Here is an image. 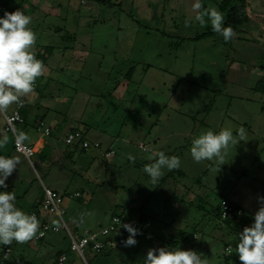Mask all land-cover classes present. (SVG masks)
Masks as SVG:
<instances>
[{"label":"rangeland","instance_id":"1","mask_svg":"<svg viewBox=\"0 0 264 264\" xmlns=\"http://www.w3.org/2000/svg\"><path fill=\"white\" fill-rule=\"evenodd\" d=\"M248 1L250 14L257 6L262 16L263 0ZM194 2L0 0V18L17 9L31 17L34 53L48 45L57 49L51 61L63 85L42 91L39 108L47 110V123L56 127L59 112L64 132L79 130L100 143L84 150L61 140L62 127L54 129L53 139L37 138L41 133L33 126L19 125L35 150L32 165L12 149L0 112V136L9 137L0 155L21 161L0 191L13 192L16 207L29 214L45 186L56 190L76 238L109 226L114 215L142 233L135 246L124 247L129 233L118 224L110 234L112 247L103 253L87 247L84 258L71 248L66 230L49 232L39 241L13 242L7 258L0 245V264H54L58 251L67 253L65 264H144L147 251L161 247L195 250L209 264H241L236 244L243 230H232L216 209L231 200L251 226L257 197L264 196V30L240 27L228 42L220 34L204 35L210 24L202 28L192 20L185 27L195 16ZM201 2L225 17L222 0ZM43 78H37L40 86ZM123 87L124 95L116 97ZM241 126L245 140L229 147L223 165L192 159L190 147L200 134L229 128L236 136ZM108 149L114 153L105 157ZM157 151L179 157L181 165L163 169L153 185L144 166Z\"/></svg>","mask_w":264,"mask_h":264},{"label":"clouds","instance_id":"2","mask_svg":"<svg viewBox=\"0 0 264 264\" xmlns=\"http://www.w3.org/2000/svg\"><path fill=\"white\" fill-rule=\"evenodd\" d=\"M192 8L195 16L185 20V27L194 20L202 28L210 24L212 31L222 35L225 42L235 37L233 28L225 26V17L219 10L204 7L201 0H195ZM30 24L31 17L19 9L14 12L5 11L0 18V112L6 111L13 104H22V98L34 92L37 78L44 74L45 66L33 51L37 37L29 27ZM15 135L17 143L28 138L23 132H16ZM245 137L246 130L243 126L236 130V136L229 128L219 132L208 130L193 139L191 157L197 163L217 161L221 166L229 147L238 145ZM8 143V135L0 136V149ZM143 150L150 151L149 148ZM128 159L135 163L134 156L129 155ZM150 160L152 162L144 166V172L153 185H158L164 175L163 169L172 171L179 169L181 165L179 157L168 156L163 151L152 152ZM20 162L18 157L0 155V187L7 188L6 180ZM15 199L13 192L0 191V245L10 246L13 242L25 244L39 232L40 222L37 217L17 208ZM257 202L259 208L255 212L254 223L243 229L236 244L241 264H264V196H258ZM52 223L54 227H59V221L54 220ZM118 223L119 228L122 227L129 233L127 239L122 241L123 246H135V237L142 234L140 230L131 223ZM116 234L119 235V231ZM39 235L42 236L43 233L39 232ZM144 264H209V260L195 250L161 247L150 248Z\"/></svg>","mask_w":264,"mask_h":264},{"label":"built area","instance_id":"3","mask_svg":"<svg viewBox=\"0 0 264 264\" xmlns=\"http://www.w3.org/2000/svg\"><path fill=\"white\" fill-rule=\"evenodd\" d=\"M39 86L38 80L35 82V89ZM22 104H17L12 112H3L4 115V130L13 136V142L15 149L18 153L23 154L33 165L32 156L35 154L34 147L27 141L23 140L17 143V138L15 133L18 132V126L25 123V117L22 113V108L25 106V101L22 99ZM39 129H43L46 134L50 133V127L45 125L44 121H40L38 124ZM65 142L69 145L77 144L81 146L84 150H89L91 148H99L100 143L98 141L91 142L87 140L83 133L79 130H72L65 136ZM114 153L113 150L108 149L105 151V157H110ZM45 197L41 202L37 203V207L32 209L29 215H35L40 222L39 232L43 235H39V232L35 238L31 241H39L49 232H59L61 230H66L71 237V248L76 250L82 257L85 258V249L87 247L91 248L96 253H102L106 249L111 248L113 245V239L110 237L111 232H113L117 226L120 217L114 215L109 226L102 227L99 230L86 229L83 235L78 238L75 237L72 229L65 220L66 209L62 205V196L54 189L45 186ZM76 196L80 195L79 192L75 193ZM222 218L223 219H236L243 215V208L232 204L229 200L222 201ZM241 213V214H238ZM59 219V227L53 226V221ZM232 246L228 245L226 247L227 252ZM12 249L10 246L3 245L4 257L7 258ZM67 253L62 252L58 255L55 264H65L67 261Z\"/></svg>","mask_w":264,"mask_h":264},{"label":"crops","instance_id":"4","mask_svg":"<svg viewBox=\"0 0 264 264\" xmlns=\"http://www.w3.org/2000/svg\"><path fill=\"white\" fill-rule=\"evenodd\" d=\"M13 3H15V0H13ZM255 3H256V0H255ZM263 5H264V0H263ZM256 7L253 6V10L251 9L250 19H249L247 25L244 24L245 26H243V25L240 26V27H245L244 30H254V28H256V25H258L260 32H261V30H264V22H262L264 19V7L261 6V11L263 14L260 17L257 16ZM240 27H239V29H240ZM260 32H255V33L258 35ZM55 50H57V49H55L53 46V50H52L50 56L48 57L47 62L44 64V66H45L44 74L39 77V78L44 77L43 78L44 79V85L42 83V86H40V83H39L38 88L35 89L32 94H30L28 97L22 98L25 101V106L23 108V114L25 117V123L24 124H28L31 127L33 126L37 130L38 133H41V134H37V138H40L43 136H52V137L54 136L57 138V136L53 135L54 129H57V131L60 132V129L62 127L63 133H62V138L61 137L60 138H61V140H63L65 142V136L67 135V133L69 131L64 132V130L66 128V127H64V123H61V125H60L61 120L64 119V117L61 115V113L58 112L56 114V116L53 118L54 122H57V126L55 127V125H52L51 123H47V121H46V118L48 116L47 110L43 112L39 108L41 100L44 99L43 98L44 95H43L42 91H44L45 89H48L49 87L51 88L52 84L57 85V83H59L58 77L57 78L55 77L57 75H54L57 72V68H56V66L53 65V61H51L52 57L54 56ZM55 65H57V64H55ZM40 82H42V79ZM60 85H63V84H60ZM123 89H125V88L124 87L122 88L123 92H120L119 94L116 93L117 95H115V96L116 97L123 96L124 95ZM58 91H56V92H58ZM16 105L17 104H14L12 109L10 111L6 110V112H9V113L12 112L15 109ZM2 114H3V112H2ZM41 120L45 122V125H47L51 128L49 134H46L43 129L38 128V124ZM3 122H5L4 121V115H3ZM58 126H60V127H58ZM41 135H43V136H41ZM54 137H53V139H55ZM67 145H69V144H67ZM58 152L60 154H64L63 149L58 150Z\"/></svg>","mask_w":264,"mask_h":264},{"label":"trees","instance_id":"5","mask_svg":"<svg viewBox=\"0 0 264 264\" xmlns=\"http://www.w3.org/2000/svg\"><path fill=\"white\" fill-rule=\"evenodd\" d=\"M11 1L12 0H10V2ZM221 7L226 13L225 14V26H229L230 25L233 28L234 32L236 30H238V28L241 25H244L245 23H247L248 20L250 19V8H249V1L248 0H222ZM215 34H219V33H215L212 30H209L206 33H204V35H215ZM52 50H53V46H51V45L43 46L41 48V50H39L38 52L35 53L36 58L41 60L43 62V64H45L47 62V59L50 56ZM23 108L21 110L22 113H23ZM12 149L15 152H17L16 149H15V146H14V142H13V145H12ZM39 196L40 197H37V200H38L37 203L41 202L44 199V197H45V190L44 189H42L40 191V195ZM223 200H228V199H223ZM222 201H221V203H222ZM229 201L232 204L241 207L240 205L234 203L233 201H231V200H229ZM37 203L33 204L32 209L37 207L36 206ZM221 203L218 205V207L216 209V212L218 214V217H220L222 219V222H224L225 224L229 225L232 230H243L246 226H249L250 219L244 216L245 215L244 212H243V215L240 216L239 218H236V219H230V218L223 219L222 218V214H221V211H222V204ZM194 237H195V235H194ZM44 238H42V239H44ZM228 245H231V244H227L225 246V249H226V247ZM62 252H64V251H58V255L61 254ZM229 255H230L229 257L231 259H235V255H234L233 250L231 252H229ZM237 259H239V258L237 257Z\"/></svg>","mask_w":264,"mask_h":264}]
</instances>
